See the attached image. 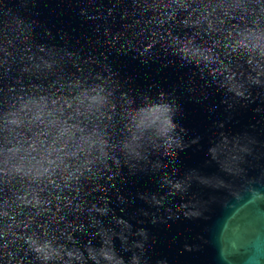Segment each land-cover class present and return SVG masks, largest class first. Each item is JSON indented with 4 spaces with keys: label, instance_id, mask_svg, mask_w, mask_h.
Instances as JSON below:
<instances>
[{
    "label": "water",
    "instance_id": "95a60500",
    "mask_svg": "<svg viewBox=\"0 0 264 264\" xmlns=\"http://www.w3.org/2000/svg\"><path fill=\"white\" fill-rule=\"evenodd\" d=\"M0 264H264V0H0Z\"/></svg>",
    "mask_w": 264,
    "mask_h": 264
}]
</instances>
